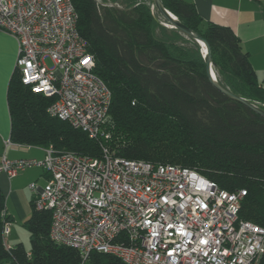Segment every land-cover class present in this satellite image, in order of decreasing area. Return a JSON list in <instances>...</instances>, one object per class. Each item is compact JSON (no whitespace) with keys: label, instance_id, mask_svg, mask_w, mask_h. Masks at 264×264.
Listing matches in <instances>:
<instances>
[{"label":"trees","instance_id":"16d2710c","mask_svg":"<svg viewBox=\"0 0 264 264\" xmlns=\"http://www.w3.org/2000/svg\"><path fill=\"white\" fill-rule=\"evenodd\" d=\"M79 35L95 62L94 74L111 93L110 119L95 138L47 114L52 99L32 94L14 70L6 92L11 143L53 153L110 156L191 169L228 192L245 190L238 219L264 227V117L220 94L209 81L200 46L160 25L150 0H71ZM181 24L209 45L217 81L264 109L261 81L235 32L203 23L185 0H161ZM0 192V213L3 211ZM9 216L0 217V264H124L105 254L83 260L49 238L48 211L23 222L30 248L7 247ZM258 264H264V252Z\"/></svg>","mask_w":264,"mask_h":264},{"label":"built area","instance_id":"2783aa9c","mask_svg":"<svg viewBox=\"0 0 264 264\" xmlns=\"http://www.w3.org/2000/svg\"><path fill=\"white\" fill-rule=\"evenodd\" d=\"M77 19L71 0H0V31L17 43L22 85L52 99L50 117L95 138L110 119L111 93L93 72ZM35 166L48 175L29 189L35 209L50 213V240L83 260L97 253L124 264H258L264 252V227L238 219L245 190L228 192L191 169L106 150L100 158L51 148L42 160L0 157L9 179ZM9 234L6 223L3 242Z\"/></svg>","mask_w":264,"mask_h":264},{"label":"crops","instance_id":"0c3cea01","mask_svg":"<svg viewBox=\"0 0 264 264\" xmlns=\"http://www.w3.org/2000/svg\"><path fill=\"white\" fill-rule=\"evenodd\" d=\"M185 1L194 4L204 24L212 22L230 27L235 32L241 41L243 50L249 53L257 79L261 80L264 77V0ZM16 56L15 39L0 31V155L4 153L10 160H42L44 157L42 148L13 143L5 148L4 145L10 140V118L9 113L7 116L6 92L9 79L15 70ZM32 169H26L10 179L4 173H0L2 203L5 214L11 218L12 224L16 221L24 222L30 216L31 202L34 201L36 195L29 189V185L35 184L37 188H42L48 181V175L41 167L35 166ZM22 181L25 189L21 187ZM28 181L33 182L26 185ZM7 240L4 244L12 246L7 243Z\"/></svg>","mask_w":264,"mask_h":264},{"label":"water","instance_id":"95a60500","mask_svg":"<svg viewBox=\"0 0 264 264\" xmlns=\"http://www.w3.org/2000/svg\"><path fill=\"white\" fill-rule=\"evenodd\" d=\"M152 3L153 8L156 10V12L159 14L161 19L168 25L165 26L170 29H175L184 34L185 36L191 38L194 40L199 46H200V52L202 54V58L204 60V66H205V72L206 75L213 85V87L223 96L243 105L247 109L251 110L255 114H258L262 117H264V109L260 108L256 104L240 97L232 92H230L228 89L223 87L216 78L215 72L213 70V63L211 60V50L208 45V43L197 33L193 32L192 30L185 27L183 24L179 22V20L171 13L169 12L162 4L161 0H150ZM204 48V49H203Z\"/></svg>","mask_w":264,"mask_h":264},{"label":"rangeland","instance_id":"374dc122","mask_svg":"<svg viewBox=\"0 0 264 264\" xmlns=\"http://www.w3.org/2000/svg\"><path fill=\"white\" fill-rule=\"evenodd\" d=\"M97 2H99V3H103V1L102 0H97ZM105 3L106 4H108V5H110V1H105ZM158 14V13H157ZM158 16H159V14H158ZM157 19H158V21H160V25H162V26H168L162 19H161V17L159 16V17H157ZM164 26V27H165ZM167 28V27H166ZM170 29V28H169ZM47 64L48 65H50V62L49 61H47ZM263 79V78H262ZM261 79V80H262ZM261 80H259V81H261ZM7 116H8V111H7ZM5 145V144H4ZM3 148H4V146H3ZM4 154V153H3ZM3 154H1V155H3ZM1 155H0V157H1ZM29 169H31V170H33L32 169V167H30V168H28V170ZM31 182H33V181H28V183L26 184V185H29ZM22 184H21V187L22 188H24L25 187V184H23V181L21 182ZM24 183H25V181H24ZM41 184V183H40ZM42 185V184H41ZM25 189V188H24ZM27 191L29 192V190L27 189ZM28 192H26L27 194H28ZM3 211H4V209H3ZM6 216L7 215H4V216H2L1 215V213H0V217L2 218V219H5L6 218ZM8 223V222H7ZM8 224H10V222L8 223ZM10 230H11V234L9 235V237L7 238L8 240H7V243L8 244H10V245H16V244H19V243H21V244H23V246L25 247V249L26 250H29V248H30V236H29V232L27 231V229L24 227V225H23V222H18V221H16V222H13V224H10ZM3 238V237H2ZM13 241H15V242H13Z\"/></svg>","mask_w":264,"mask_h":264},{"label":"bare ground","instance_id":"6f19581e","mask_svg":"<svg viewBox=\"0 0 264 264\" xmlns=\"http://www.w3.org/2000/svg\"><path fill=\"white\" fill-rule=\"evenodd\" d=\"M204 49V48H203Z\"/></svg>","mask_w":264,"mask_h":264}]
</instances>
